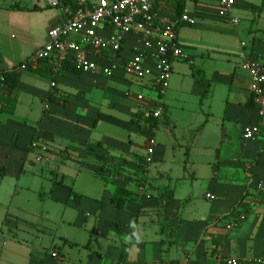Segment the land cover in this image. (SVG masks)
<instances>
[{
    "label": "crops",
    "instance_id": "obj_1",
    "mask_svg": "<svg viewBox=\"0 0 264 264\" xmlns=\"http://www.w3.org/2000/svg\"><path fill=\"white\" fill-rule=\"evenodd\" d=\"M92 1L79 0L81 7ZM14 4L0 3L5 67L27 62L48 42L49 30L69 19V7L56 6L57 17L41 5L20 3L28 9H18ZM219 10L217 0H155L159 19L177 20L187 12L197 20L195 26H177L189 58L173 62L159 119L147 117L145 106L127 95L148 91L122 70L110 77L80 73L62 69L55 58L20 70L12 93L15 111L0 109L1 117L8 113L3 118L12 119L23 93L33 98L29 107L39 98L43 108L36 133L25 146H15L24 155L36 153L37 161L56 152L67 157L56 179L67 187L59 199V223L78 228L79 237L59 235V249L52 253L59 264H123V252L126 264H215L219 257L264 256V194L255 201V182L264 176V134L244 138V128L260 119L251 77L241 68L246 56L264 64V0H235L228 17ZM47 11L52 17L45 22L26 14ZM35 25L37 32L31 30ZM135 40L128 35L126 55L133 53ZM94 59L108 66L113 57L103 53ZM15 124L0 120V143L14 144L20 137ZM150 137L157 146L149 163ZM1 168L7 173L5 164ZM84 172L102 185L93 181L88 191L74 189ZM118 187L130 193L120 208L112 202ZM72 191L82 196L79 201ZM11 241L7 252L33 256L30 246Z\"/></svg>",
    "mask_w": 264,
    "mask_h": 264
},
{
    "label": "built area",
    "instance_id": "obj_2",
    "mask_svg": "<svg viewBox=\"0 0 264 264\" xmlns=\"http://www.w3.org/2000/svg\"><path fill=\"white\" fill-rule=\"evenodd\" d=\"M60 0H49L57 6ZM219 14L228 17L235 0H217ZM155 0H93L87 7L77 10L68 8V21L49 30V40L38 49L27 62L20 66L5 67L0 54V79L6 72L25 70L30 64L55 58L59 66L72 63L83 73H100L110 77L122 70L126 75L142 83L148 93H131L145 106L147 117L159 119L164 113V99L173 75V62L188 59L177 31L178 24L197 25L195 17L183 13L177 20L159 19L154 12ZM234 22L238 20L233 18ZM136 40L133 53L126 55L123 48L128 35ZM112 54V62L101 66L94 57ZM241 68L251 77L252 99L256 104L260 121L247 125L245 139H255L264 134V64L251 56L244 57ZM55 87L56 83L53 82ZM157 146L150 137L147 144L146 161L151 162ZM40 160V158H38ZM264 194V176L255 182V201ZM212 197L211 195H208ZM243 218V217H241ZM229 225L228 228H232ZM215 264H264V256L251 258L219 257Z\"/></svg>",
    "mask_w": 264,
    "mask_h": 264
},
{
    "label": "rangeland",
    "instance_id": "obj_3",
    "mask_svg": "<svg viewBox=\"0 0 264 264\" xmlns=\"http://www.w3.org/2000/svg\"><path fill=\"white\" fill-rule=\"evenodd\" d=\"M15 2L24 5H41L47 7L45 11L53 10L52 12L57 14V17L59 16V7L52 5L49 7V0H0L2 4ZM26 14L35 22L37 20L45 22L52 17L49 11L42 14ZM36 28L37 25L33 26L31 30L36 31ZM40 29L42 30V28ZM11 34L19 36L16 30H12ZM21 97L17 112L9 117L12 119L3 118V115L11 116L8 113H1L2 117L0 115V120L3 123L10 121L16 123L20 134L14 144L9 140L0 143V148L2 147L0 165L7 166V173L0 182V258H3L2 262L0 259V264H59L58 259L52 258L53 251L56 248L59 249V235L67 233L69 236L75 237L79 232L78 228L69 227L70 224L64 227L59 223V199L64 195L62 193L67 187L57 183L56 179L59 177V167L65 163L67 157L56 152L52 157L46 156L42 161H37L36 153L24 155L21 147L25 146L30 137L36 133V127L42 121L40 113L43 105L39 98H35L33 106L29 107V100L33 98L27 96L26 93H23ZM125 98L135 103L134 100ZM16 144L21 147L17 148ZM52 144L56 146V143ZM55 146L52 149L57 150ZM4 149L11 150L12 155L4 154ZM93 181L98 186L102 185L101 181L84 172L80 174L74 189L88 191ZM67 183L70 184V181ZM33 222L37 225L32 224ZM12 239L30 246L33 256L28 258L25 254L22 256L15 252H7L6 249L14 243L11 241ZM4 241H8L6 247H2ZM77 251L78 249L74 248L72 253L76 255ZM79 251L83 254L85 249L80 248Z\"/></svg>",
    "mask_w": 264,
    "mask_h": 264
},
{
    "label": "trees",
    "instance_id": "obj_4",
    "mask_svg": "<svg viewBox=\"0 0 264 264\" xmlns=\"http://www.w3.org/2000/svg\"><path fill=\"white\" fill-rule=\"evenodd\" d=\"M57 6L62 7H69L73 10H77L81 7V3L79 0H60L59 4ZM14 7L18 9H28L27 6H20V3L18 4L15 2ZM32 10L39 9L38 7L31 8ZM45 60H49L45 59ZM44 61V60H43ZM62 69L64 70H72L76 72H80L72 63H64L62 66ZM20 79V71H9L6 72L3 76V79H0V109L9 113H13L15 111L16 105H17V99L12 95L13 92L16 91L18 83ZM5 88H9L11 90L10 94H6L4 91ZM114 168L116 166H110V167H102L101 171L105 172L106 170L109 171L111 168ZM6 174V170L4 168L0 169V182L3 179V177ZM101 179H105L103 175H99ZM71 195L75 198L76 201H79L82 197L80 194L72 191ZM130 196V193L126 191L124 188L118 187L116 189V194L112 199L113 205L116 208L122 207L125 202L128 201V198ZM134 219V218H133ZM165 227H163L164 229ZM126 259V252H123L122 255V262L123 264H126L124 261Z\"/></svg>",
    "mask_w": 264,
    "mask_h": 264
},
{
    "label": "clouds",
    "instance_id": "obj_5",
    "mask_svg": "<svg viewBox=\"0 0 264 264\" xmlns=\"http://www.w3.org/2000/svg\"><path fill=\"white\" fill-rule=\"evenodd\" d=\"M130 226L135 227L134 224H132V225H130ZM133 235H135V233H133ZM137 240H139V237H138V236H137Z\"/></svg>",
    "mask_w": 264,
    "mask_h": 264
}]
</instances>
